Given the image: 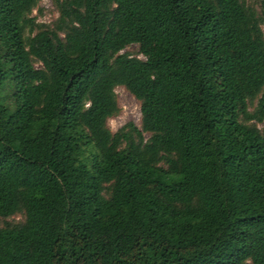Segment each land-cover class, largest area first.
Segmentation results:
<instances>
[{
	"label": "trees",
	"instance_id": "trees-1",
	"mask_svg": "<svg viewBox=\"0 0 264 264\" xmlns=\"http://www.w3.org/2000/svg\"><path fill=\"white\" fill-rule=\"evenodd\" d=\"M40 1L0 0V264H264V0Z\"/></svg>",
	"mask_w": 264,
	"mask_h": 264
},
{
	"label": "rangeland",
	"instance_id": "rangeland-1",
	"mask_svg": "<svg viewBox=\"0 0 264 264\" xmlns=\"http://www.w3.org/2000/svg\"><path fill=\"white\" fill-rule=\"evenodd\" d=\"M253 4L260 5V0H250ZM33 15L36 16L37 22L51 24L54 20L57 19L59 13L52 2V0H41L38 7L33 11ZM127 50L133 55L139 54L138 45L134 44L127 48ZM116 93L118 96V102L121 107V112L119 115L109 118L108 124L113 132H116L120 127L126 123L132 121L137 125L141 124V109L139 101L123 86H118L116 88ZM251 109H254V106H251ZM259 126H263L259 124ZM21 215H16L7 219H0V225H4L6 221L17 222L22 220Z\"/></svg>",
	"mask_w": 264,
	"mask_h": 264
}]
</instances>
